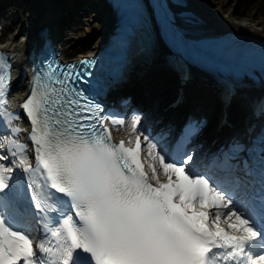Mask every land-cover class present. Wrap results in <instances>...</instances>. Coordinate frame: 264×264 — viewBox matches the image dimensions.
Segmentation results:
<instances>
[{
	"label": "snow or ice",
	"instance_id": "6c2138e0",
	"mask_svg": "<svg viewBox=\"0 0 264 264\" xmlns=\"http://www.w3.org/2000/svg\"><path fill=\"white\" fill-rule=\"evenodd\" d=\"M6 66L0 56V117L12 135L0 140V264H264V129L233 141L213 160L217 172L187 147L196 126L166 146L143 135L136 116L134 141L117 144L75 87L84 73L49 65L22 105L33 164L5 108Z\"/></svg>",
	"mask_w": 264,
	"mask_h": 264
},
{
	"label": "bare ground",
	"instance_id": "6f19581e",
	"mask_svg": "<svg viewBox=\"0 0 264 264\" xmlns=\"http://www.w3.org/2000/svg\"><path fill=\"white\" fill-rule=\"evenodd\" d=\"M7 0H0V2H3ZM22 3V6L24 7V13L22 14V23L19 24L18 22H12L9 23L6 27V31L13 30L14 33H12L7 39L6 43L4 44V47L14 50V58L19 60L21 53L23 52L24 46L27 44L22 41V39H25V35L28 34L29 31H31L35 26L36 23H34L33 20H39V22H48V24L53 25V32L58 33V23L55 22L54 17L52 16V11L56 10L55 8L50 7L49 4H47L48 0H20ZM238 0H187L189 5L193 7L197 12L200 14L208 17V19L215 22L218 26L228 29L230 31H234L238 35L244 36L249 39H264V17H261L259 19H255L253 15H250V17H241L236 18L234 15L236 13L234 6L237 3ZM61 3L63 5H69L72 6L75 3H80L79 10L81 7H95L96 0H61ZM97 10V18L102 19V27L100 29V36L105 32L108 24L109 19V11L106 9L104 5H101L98 7ZM94 12V10H93ZM35 13H37L38 18L35 17ZM28 14L31 15V18L28 17ZM80 14V13H79ZM82 14V13H81ZM83 15V14H82ZM82 15H79L80 22L77 24V22L73 21L72 27H79L80 24H82ZM14 21V17L11 18ZM16 20V19H15ZM34 23V24H33ZM71 24V25H72ZM31 25V26H30ZM63 26V25H62ZM61 26V27H62ZM16 29H19L17 32ZM58 29V30H57ZM16 30V31H15ZM71 33V30L69 31ZM95 34L91 35V37L88 38L87 44L91 42V40L96 37ZM101 37L96 41L94 44V48L97 47V44L99 43ZM30 41V39H29ZM60 39L58 37V43ZM70 52H74L70 50ZM81 56V54H79ZM160 61L154 60L151 65L147 67L146 73L142 76L136 75L137 80L134 81V88L139 89V86H141V89L143 85H149V101L148 105H152L156 102L162 103V101H173L178 96L177 86L179 81L174 78L173 74L169 72L166 68H164L159 63ZM20 63V62H19ZM150 67V68H149ZM165 84L168 86V89H165L163 86L159 84ZM159 86L160 89L157 87ZM185 91L184 99L181 101L179 105H176L177 107H173V110H167L166 115L164 113H161L159 116L164 119H173L176 120L179 117V112L187 113V112H193L195 109H198L202 111L203 109H207L208 111H211L210 113H207L209 118L213 119L214 115H218V112H214V109L211 105L208 104H215L216 97H213L211 95V88L208 85L198 83L197 81H187L185 84V87L183 88ZM207 93H210V96L207 97H201L199 99V96L205 95ZM214 96H216L214 94ZM209 98V101H208ZM199 100V102H198ZM177 111V112H175ZM149 112V111H148ZM147 112V113H148ZM175 112V113H174ZM225 113L227 115V118L230 119L231 123L234 124L233 129H231V133H238L239 135L245 136L247 132L246 126L249 121L248 117V110L243 105H238L237 101H232V103L226 108ZM257 123V122H256ZM258 124V123H257ZM251 126L252 123H249ZM165 126V125H162ZM230 130V128H229Z\"/></svg>",
	"mask_w": 264,
	"mask_h": 264
},
{
	"label": "rangeland",
	"instance_id": "374dc122",
	"mask_svg": "<svg viewBox=\"0 0 264 264\" xmlns=\"http://www.w3.org/2000/svg\"><path fill=\"white\" fill-rule=\"evenodd\" d=\"M234 9L237 12L242 13L245 18L250 17V15H253L255 19H259L261 17H264V0H238L237 3L234 6ZM68 10V7L65 9ZM242 16V17H244ZM241 18V17H239ZM22 21L19 23L21 24ZM102 19L97 18V13L91 12L89 14V17L83 18V23L80 24L78 27H72L71 33L68 36H64L63 33L62 39L66 42L67 47L65 53H67V58H71L79 52H86L89 51V49L93 48L95 42L98 40L100 36V29L102 27ZM18 30V29H16ZM15 30V31H16ZM69 30V31H70ZM14 31L10 32L8 36H10ZM96 33V37H94L89 44H87V40L91 35ZM6 38H4L5 41ZM74 50V52H70Z\"/></svg>",
	"mask_w": 264,
	"mask_h": 264
}]
</instances>
